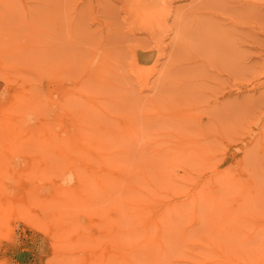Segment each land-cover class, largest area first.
<instances>
[{"label": "rangeland", "instance_id": "obj_1", "mask_svg": "<svg viewBox=\"0 0 264 264\" xmlns=\"http://www.w3.org/2000/svg\"><path fill=\"white\" fill-rule=\"evenodd\" d=\"M0 141L5 163L24 171L64 170L82 152L94 161L84 147L102 141L117 164L89 204L116 207L111 231L96 234L95 214L82 216L60 263L45 230L1 216L0 264H87L110 241L131 247L135 264H264V0H0ZM193 189L195 209L180 207ZM138 199L166 257L135 245L158 227L135 220Z\"/></svg>", "mask_w": 264, "mask_h": 264}, {"label": "bare ground", "instance_id": "obj_2", "mask_svg": "<svg viewBox=\"0 0 264 264\" xmlns=\"http://www.w3.org/2000/svg\"><path fill=\"white\" fill-rule=\"evenodd\" d=\"M75 87H77V85ZM71 88L73 89V87H71ZM79 90L83 91V93L81 92V97H82V95L86 92H84L82 87L79 88ZM76 91L77 90H73V92H76ZM73 94H76V93H73ZM86 94H88V93H86ZM83 97H84V95H83ZM86 97L88 98L87 95L85 96V98ZM92 98H93V96L88 98L89 101H92ZM61 101H62V99H61ZM89 101H88V103H90ZM61 103H63V102H61ZM68 105H69V103H68ZM73 105L74 104H72V107H73ZM93 120H95V119H93ZM95 122H97V121L95 120ZM127 123H129V122H127ZM46 124H44V125H46ZM99 127H101V126H99ZM65 130H66V128H65ZM69 131L71 133V130H69ZM69 131L66 130L67 133ZM66 132H65V134H66ZM73 134H75V132ZM71 135H72V133H71ZM47 136H48V133H47ZM47 136H44L42 138L43 139L42 141H43V144H45L44 140H47L46 143L49 141L48 144L50 147H52L50 144L53 145V143L56 141H57V146H58L59 141L62 142L60 138H58V139H60L59 141H58V139H56V137H55L56 140H54V139L51 140L52 135L49 136L50 138ZM71 137H72V139L66 136L67 140L70 139L69 141L73 140V136H71ZM93 137H95V136H93ZM96 138H98V137H96ZM79 139L81 140V137ZM86 139H88V138H86ZM50 140H51V142L52 141H54V142L50 143ZM84 140L85 139H83V141ZM69 141L65 140V142L63 141V143H61V144H64L66 146V144H67L66 142L70 143ZM88 141L91 142L92 139L91 140L88 139ZM5 142H6V144H5ZM97 142H98V140H97ZM1 143L2 144L4 143L3 145H5V146L7 145V147L11 145V144H9V141H4V140ZM78 143H80V141ZM102 143H104V144H102V145L100 144L99 146H97L98 143L95 145H94V143L93 144L88 143L87 146H89L90 148L89 147L87 148V146L84 147V144L86 145V142L82 145L87 151L90 152V157L95 158V159H93L94 161H91V162L87 161V154L86 153L82 154L83 152L78 154V155L83 156L82 159L81 158L75 159L74 157L72 158V155L68 154L67 155L68 158L66 157V155H65V158H67V159L72 158L73 160L72 159L71 160L75 161V164L72 163L70 160L63 161L64 160L63 159L62 160L63 165L70 163L68 165L69 167H67V169H65L66 168L65 167L63 170V169H55V168H57L56 167L57 164H55V163H53V165L46 163L50 166L49 168H51L52 170L49 169L45 173H44L43 169L37 168V169H39V170H37V169H35L36 167L32 168L30 166L32 169H35V170L26 169L24 171L22 169L15 168L13 166L15 164L7 165L10 163V162H8L9 157H6V156L2 157V155H4V154H2V152L0 151V156L2 157V160H0V161H2V162H0L1 163L0 164V234H6L7 233L6 227L3 224V220L1 219V216H4V217H10L12 215L22 216L21 218H23V217L25 218V219L23 218L22 220H27L31 224V226L37 227V229L41 228L42 230L46 231V233L49 237L48 239H49L50 244L56 245V251L52 250L53 256L51 255L50 257H55V259L61 263L64 260V258H63V256H64L63 252L64 251L62 249L63 245L64 246L66 245L65 242L68 240L70 234L79 235L80 229L78 228L77 224L80 222V219L82 216H88V215L95 214L96 217L94 219V223H96V225H98V228H97L98 231H96V234L103 236L107 233L108 230L111 231L114 228L115 224L113 222L106 224V221L108 220L109 217L113 216V214H114L113 210L116 211V207L114 206L111 211L108 210V212L106 214L105 211H102V210L97 211L93 207H91V205H89V204H91L90 202H92L90 200V197H91V194H93L92 192H94L93 190H96V192H99V191H97L96 186L97 185L99 186L98 187L99 190L102 189L101 187H105V184L102 183V181H103V179H102L103 176H101L102 173H105L106 175L109 176L108 172H110V173H112V175H110L112 177H113V175H115L112 172V170H113L112 168L117 164L114 162L113 158H111L110 153H108L105 149L99 150L98 147H101V146L103 147V145L106 144L105 141H102ZM80 144H82V143H80ZM89 144H91V145H89ZM15 145H17V144H15ZM43 146H45V145H43ZM91 146H93V147H91ZM66 148L67 147H65V149ZM76 148H78V147L76 146ZM76 148H74L72 145V148H70V149H75L74 151H75V153H77L76 151L78 149H76ZM61 149H63V148H61ZM67 149H68V151L70 150L69 148H67ZM42 150L45 151L46 148L44 147V149H43V147H42ZM51 150H53V149H51ZM53 151L58 152L59 150H53ZM60 151H62V150H60ZM9 153H11V152H9ZM31 153H29V154L27 153V154L29 156H31L30 155ZM46 153H47V151H46ZM58 153L60 154L61 152H58ZM21 155H22V153H21ZM23 155H24V153H23ZM7 156H8V154H7ZM34 156L35 155H33L32 158H35ZM36 157H37V155H36ZM40 157H43L42 159L45 158L43 154ZM38 158H36V160ZM4 159H5L7 164L5 163ZM42 159H41V161H42ZM39 160H37V161H39ZM44 161H45V159H44ZM65 162H68V163H65ZM121 162L122 161H120V164H122ZM25 163H26V161H25ZM236 163L238 164V162H236ZM121 166L123 167V165H121ZM42 167H43V165H42ZM82 169L84 171H81ZM122 169L123 168H121V170ZM223 169H224V167L220 171L223 174H226L225 170H223ZM231 169L234 170V168H231ZM48 172H50L49 174H52V177H49L50 175H48ZM66 174L70 175V177L73 178L72 183H71V180H68V178L66 176H64ZM145 174L146 173H144V176H146L147 179H145L143 175L142 176L146 180V182L148 183V181H150V180H148L149 178ZM33 176H35V178ZM110 176L109 177L106 176L104 178L106 180L108 178L112 179V177H110ZM115 176H117V175H115ZM47 177L49 179H47ZM55 177H57V178H55ZM88 178L89 179L92 178V179H91V182H89L87 184V181L89 180ZM92 181L95 182L94 186H92V184H90V183H92ZM45 182H50V185H52V188L50 189L49 194L47 193L46 195H41L42 193H44V192L40 191V188L42 187L41 184L45 183ZM90 186L93 188L92 190L90 189ZM155 186H156V184H155ZM135 188H137V187H135ZM103 189H105V188H103ZM201 189H203V188H201ZM102 190H100V191H102ZM196 190H198V189L192 190L191 193L193 195L190 193L191 194L190 197L191 196L193 197V199L191 198L192 200L189 199V202H187L188 199L186 201H185V199H181V200H179L180 202H178V205H180V207H181V205L193 206V208L195 209V206L197 205L198 200H201L199 198L200 193L198 194L199 191H196ZM221 195H222V193H221ZM206 196L209 197V200H210V198H212L211 196H209V194L208 195L206 194ZM206 196L203 197V199H202L203 202H205L204 199L207 200ZM215 196L217 197V195H215ZM215 196L213 198L214 200L216 199ZM218 197H219V195H218ZM190 200H191V202H190ZM215 201H213V202H215V204L221 205V203H220L221 200L219 202H217V200H215ZM115 202H117V204H118L121 202V199L118 198L115 200ZM176 203H177V201H176ZM176 203H175V206H176V209L178 211L179 208L177 207ZM131 204H133L136 207L135 208V214H137L138 217L135 218V220H137V222H141V226L145 227L146 231L151 224H156L158 226L155 234L150 235V233H146V235L143 236V238L140 239L137 242V244H135V245H140V244L146 243V242L152 243L150 245L152 247H150V248H153V246L158 245L159 251H160V253H159L160 256L166 257L165 255H168L167 254L168 250H167L166 245L164 244L165 242L163 241V238H162V235L160 232L161 225L159 226V221L157 220V218L155 216L153 217V216L146 215L145 209H146L147 205H143L139 199L136 202H131ZM171 205L172 204H170V207H171L170 210H172ZM163 211L160 213L163 214L164 213ZM180 213L181 212L178 211V215H174L173 217L175 218V216H176V218H181L180 215L185 214V213H181V214ZM222 213L224 214V212H222ZM161 214H159V215H161ZM59 218L63 219L64 221H61L60 224L58 225V227L54 228L52 226L53 222H55V220H57ZM7 230H9V229H7ZM239 231H241V230L239 229ZM6 235H3V237L4 238L7 237ZM52 237H55V239H53ZM245 240H247V239H245ZM262 241H264V240L261 239L260 244H262ZM110 243H111V241L107 242L105 245L103 244L100 247V249L97 250L95 255L86 254V258H85L86 263L87 264H98V263L104 264L109 259H122L124 261H128V263H130V264H135L129 255V251H130L131 247H129V246L124 247L125 251L121 252L119 250L117 251L113 246L111 247ZM135 245H133V246H135ZM70 264H71V262H70Z\"/></svg>", "mask_w": 264, "mask_h": 264}]
</instances>
